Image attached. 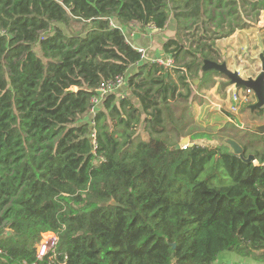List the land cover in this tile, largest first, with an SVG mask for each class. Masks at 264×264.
Segmentation results:
<instances>
[{"label": "trees", "instance_id": "16d2710c", "mask_svg": "<svg viewBox=\"0 0 264 264\" xmlns=\"http://www.w3.org/2000/svg\"><path fill=\"white\" fill-rule=\"evenodd\" d=\"M263 10L264 0H0V264L264 262V135L228 114L214 134L191 136L189 118L193 81L226 78L202 72L223 61L217 41ZM171 21L162 50L174 67L142 62L125 30ZM120 76L126 92L92 114L97 90ZM250 106L240 112L264 118ZM187 137L193 146L176 150ZM46 233L58 242L40 259Z\"/></svg>", "mask_w": 264, "mask_h": 264}, {"label": "crops", "instance_id": "0c3cea01", "mask_svg": "<svg viewBox=\"0 0 264 264\" xmlns=\"http://www.w3.org/2000/svg\"><path fill=\"white\" fill-rule=\"evenodd\" d=\"M228 20L232 21L233 24H236V19H228ZM245 20H246L245 23L249 25V28L244 30H237L231 37L220 40L217 43V50L219 54L222 56L223 61L226 62L227 60V65L231 71L238 70V68L242 66L240 65V63H245V61H248L249 58L255 61L256 55L257 58H259V60H260V56L264 55V50L263 51L261 50L263 47L262 40H264V10L261 11L258 20L255 21L253 19V16H248L246 17ZM238 23H240L239 20ZM125 35L129 43L132 45V47L135 50L139 48H143L148 51L151 57L164 58L166 57V55L162 50L163 44L167 40L175 38L176 27H170V25H168L165 31H158V30H154L153 28H146L142 30L139 25L132 24L128 29L125 30ZM233 56L235 57L237 56L239 58V61L236 63L230 62L229 58ZM243 56H245V58ZM256 63L257 61L254 62L255 65ZM198 81H201L202 84L200 88L197 87L196 89L200 90V92L202 93L201 97L204 100L210 102L208 103L207 101H203L202 105H204L205 110L210 108L211 110L210 112L216 117L221 116L223 112L232 114L230 112V109L233 106L232 92H234L235 87L232 86L227 81L226 78L218 74H212L205 77L201 75ZM208 83H211L212 86L210 87ZM193 90H195L194 87ZM193 103L195 102H192V109H193ZM255 103H256V97H254L252 105ZM243 108L244 107H241L240 111ZM200 109L203 110V108ZM238 114L234 116H236V119H239L240 123L242 124L243 126L242 130H249L258 134L261 133L255 131V129L258 128V125L262 124L260 121H263V125H264V118L261 119L254 118V119H250L251 120L250 121L247 118L248 116L247 113H243V114L241 113L239 117L237 116ZM224 120H226L228 123L233 122L230 118L226 116L225 118L222 117V119L220 120L221 123ZM262 135H264V133ZM224 261L241 263V264H264V262H256L252 260L239 258L238 256L232 253H224L220 255L215 264H221Z\"/></svg>", "mask_w": 264, "mask_h": 264}, {"label": "water", "instance_id": "95a60500", "mask_svg": "<svg viewBox=\"0 0 264 264\" xmlns=\"http://www.w3.org/2000/svg\"><path fill=\"white\" fill-rule=\"evenodd\" d=\"M74 20H80V19H74ZM260 61H261V74L257 78L253 77H248L247 79L243 78L238 71H231L226 62L219 63V62H214L210 60H205L203 67H202V72H209V71H215L223 76L226 77L227 81L234 86L236 89H249L254 92V95L256 97V103L250 106L251 112H255L256 110H260L264 108V55L260 56ZM194 85H198L199 81L194 80ZM235 122L237 123V126L239 128H243L242 124L240 123L239 119H236ZM255 131L261 132L262 134L264 133V126L260 127L259 130L258 128L255 129ZM214 141L226 146L230 152L241 159L246 160L247 162H255V157L254 156H249L247 159L244 156V149L242 145L237 142L236 140L223 136V135H216L214 137ZM190 144L193 146L191 143L190 138H184L180 144L176 146V150H180L182 145ZM112 204L115 205L113 202ZM173 264H177L175 261H173Z\"/></svg>", "mask_w": 264, "mask_h": 264}, {"label": "rangeland", "instance_id": "374dc122", "mask_svg": "<svg viewBox=\"0 0 264 264\" xmlns=\"http://www.w3.org/2000/svg\"><path fill=\"white\" fill-rule=\"evenodd\" d=\"M170 27H175V23L173 21L170 22ZM60 27H62L63 29H65L62 25H59ZM66 30V29H65ZM176 37V36H175ZM263 38V36H262ZM261 38V40H262ZM218 43V41H217ZM217 43H216V46H217ZM262 51L264 50V40H262ZM34 50L38 53V55H41L40 54V51H39V47H35ZM242 55V54H240ZM245 58V56H243ZM249 58V57H247ZM226 60V59H224ZM229 61L230 62H238L239 61V58L236 56H233L231 58H229ZM257 61L256 65L254 64V62ZM255 61L252 60L251 58L248 59V61H245V63H240V68H238V71L240 73V75L247 79V77H253V78H257L260 74H261V71H262V68H261V61L259 60V58H257V55L255 57ZM224 61H221L220 63H223ZM241 62V61H240ZM226 63H227V60H226ZM228 66V65H227ZM239 66V65H238ZM229 68V67H228ZM230 69V68H229ZM240 69V70H239ZM203 79V78H202ZM201 81H199L198 85H194V89L193 90V95L195 94L194 97V101L195 103H193V109H191V112L189 114V118L190 117H193V122L191 125L192 127L195 128V130L193 131L194 133L191 134V136H194V135H198L199 133H204V134H209V133H212L214 134L215 132L219 131L220 129H222L223 127H225V125L228 124V122L226 120H224L222 123H221V119L222 117L225 118L228 117V113H225L223 112V114L221 116H218L216 117L215 115H213L210 111V108L208 109H204V105H202L203 101H207V100H204L201 96H202V93L200 92L199 89H196L197 87L200 88L201 86ZM209 86L211 87V83H208ZM126 92V89L123 90V92ZM196 91V92H194ZM198 93V94H196ZM129 95V93H128ZM208 103H210L209 101H207ZM207 107V106H205ZM200 108H203V110H201ZM192 113V114H191ZM241 115V112L237 115L238 117ZM248 120L252 119L251 116H247ZM251 121V120H250ZM262 124L261 125H258V130L260 127L264 126L263 125V121H260ZM241 133H247V134H250L252 133V131H249V130H243V132ZM200 143H203V144H207L208 141L207 140H204ZM52 237H56L57 236L55 234H46L43 236V241L47 242V239L49 238H52ZM51 240V239H50Z\"/></svg>", "mask_w": 264, "mask_h": 264}, {"label": "built area", "instance_id": "2783aa9c", "mask_svg": "<svg viewBox=\"0 0 264 264\" xmlns=\"http://www.w3.org/2000/svg\"><path fill=\"white\" fill-rule=\"evenodd\" d=\"M148 28H153V27H148ZM153 29L157 30L156 28H153ZM136 50L140 53L141 61L144 63L156 64L159 66H163L166 69H172L174 67V61L172 60V58L168 56L164 58L163 57H151L146 49L139 48ZM126 81L127 80L125 76H120L115 81L109 82L108 84L103 85L100 89H98L97 93L99 94V96L93 99L94 107L92 109V114H95V109L97 105L101 103L103 98L115 92L123 91V88L126 86ZM234 89H235L234 92H232V103H233L232 105L233 106L230 109V112L232 113V115L238 114L241 107L251 104L255 97L254 92L252 90L245 89V88H242V89L234 88ZM91 137L94 143V147H96V131L95 130L92 131ZM190 146H191L190 144L182 145L181 149L187 150L188 147ZM46 234H53V233H46ZM46 234H43V236ZM43 240L44 239H42V242L38 246V257L40 259H42L51 250H53L58 242V238L56 237L47 239V242L46 241L44 242ZM221 264H241V263L224 261Z\"/></svg>", "mask_w": 264, "mask_h": 264}]
</instances>
